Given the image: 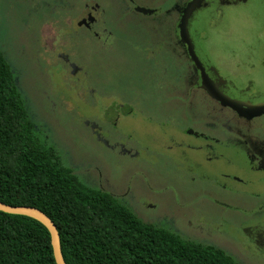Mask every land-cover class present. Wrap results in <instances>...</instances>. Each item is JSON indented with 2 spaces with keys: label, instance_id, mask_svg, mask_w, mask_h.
Returning <instances> with one entry per match:
<instances>
[{
  "label": "rangeland",
  "instance_id": "1",
  "mask_svg": "<svg viewBox=\"0 0 264 264\" xmlns=\"http://www.w3.org/2000/svg\"><path fill=\"white\" fill-rule=\"evenodd\" d=\"M18 1L0 0V48L39 141L86 185L118 196L144 222L214 245L239 264H264L244 243L248 241L244 230L250 227L244 211L237 214L214 202L237 203L248 212V194L228 192L222 178L178 159L175 153L180 151L153 129L115 119L116 114L131 111L142 121L175 126L171 118L179 113L169 96L171 86L180 84L174 76L177 41L159 37L148 23L153 19L143 21L134 13L131 23L115 26L114 37L76 35L66 20L77 18L89 0H81L80 7L68 13L50 11L48 18L38 7ZM263 5L252 0L231 9L210 30L206 48L222 67L252 73L243 64L253 63L258 54L253 51L264 39ZM41 9L49 15L48 8ZM194 83L201 84V78ZM189 110L194 111L191 119L198 121L196 108ZM197 124L183 121L181 126L190 138L196 131L186 126ZM116 143L131 153L120 154ZM232 150L221 143L213 149L225 156ZM153 203L156 209L149 208ZM235 218L240 226L231 229Z\"/></svg>",
  "mask_w": 264,
  "mask_h": 264
},
{
  "label": "trees",
  "instance_id": "2",
  "mask_svg": "<svg viewBox=\"0 0 264 264\" xmlns=\"http://www.w3.org/2000/svg\"><path fill=\"white\" fill-rule=\"evenodd\" d=\"M0 202L51 218L66 264H239L221 249L144 222L111 194L86 185L36 137L1 48ZM0 264H57L48 229L0 211Z\"/></svg>",
  "mask_w": 264,
  "mask_h": 264
},
{
  "label": "flooded vegetation",
  "instance_id": "3",
  "mask_svg": "<svg viewBox=\"0 0 264 264\" xmlns=\"http://www.w3.org/2000/svg\"><path fill=\"white\" fill-rule=\"evenodd\" d=\"M251 1L89 0L81 13L79 10L77 18L67 19L66 22L76 35L84 32L91 37L101 38L103 36L114 37L115 26L119 28L126 22L131 23L129 18L131 13L143 21L144 19H153L149 20L151 22L148 21L154 28L153 33L159 34L161 38L174 39L178 43L173 47L174 58L177 60L174 76L180 84L171 86L169 102H173L172 107L179 114L174 112L175 114L171 118L175 126H164V123L157 125L172 129V132L177 134L178 140H176L179 143L165 140L176 151L179 148L181 150L192 148L191 150L195 149L200 152L206 150L211 156L220 157L224 162L230 164L233 163L230 156L238 154L247 160L253 172L264 175V39H259V49L253 51L258 52L256 58H253V63L243 64L246 65L248 71L252 72L248 74L222 67L206 48V38L214 26L222 23L221 16L231 9L248 5ZM256 1L258 0H253V3ZM260 1L263 5L264 0ZM22 2L38 7L42 17L48 18L51 15L50 11L52 14H63L71 12L76 7L79 8L81 0H20L16 3L22 4ZM41 6L48 8L49 15L44 14L42 9L40 10ZM139 9L150 13L140 12ZM99 26L102 29H99ZM185 40H190V43ZM199 78L202 83H194ZM195 92L196 94H194ZM164 105L168 106V103ZM191 105H194L193 109L196 108L199 115L198 121L191 119V114L194 112L189 110L192 109ZM182 120L190 121L193 124L198 123L197 128L186 126V129L191 128L196 131L195 136L189 138L185 134L184 127L181 126ZM204 124L206 125L204 126ZM199 140L205 144L198 142ZM104 142L109 145L107 140ZM211 143H215V145ZM217 143L231 147L232 152L228 156L214 152L213 149ZM116 145L120 146V154L131 153L123 144L116 143ZM175 154L181 161L196 167V170L222 178L221 180L228 183L222 188L228 192L248 194L247 196L251 198V203H249L251 209L248 212H245L237 203L230 206L223 200L214 202L224 210L232 209L237 214L244 211V214L250 219V227L244 230L248 241L244 243L249 249L253 248V256L264 263V189L233 184L232 180L226 176L202 170L192 160L186 158L184 152H181L180 155ZM238 167L242 169L240 166ZM129 190L131 191L130 187L128 194ZM109 194L115 198L118 197L111 192ZM148 206L150 209L158 207L154 203L148 204ZM177 218H175L176 221ZM239 220V218H235L234 226L231 229L240 226V224L238 225ZM221 223L225 224L222 221ZM233 234L235 238L239 239L235 232ZM209 236L213 238L211 234ZM231 257L235 260L233 256Z\"/></svg>",
  "mask_w": 264,
  "mask_h": 264
},
{
  "label": "water",
  "instance_id": "4",
  "mask_svg": "<svg viewBox=\"0 0 264 264\" xmlns=\"http://www.w3.org/2000/svg\"><path fill=\"white\" fill-rule=\"evenodd\" d=\"M139 10L143 13H150L146 12L144 9ZM115 119H124L127 121L131 120L137 127L146 129L151 128L154 131L158 132L160 136L165 137L167 140L174 141L176 144L179 143L177 141L178 139L176 138L177 134H175V132L173 133L172 129L159 126L153 121H142L140 119H137L135 114L131 111L126 112L122 115L116 114ZM198 142H200V140ZM200 143L205 144V142H203L202 140ZM211 144L215 145V143ZM191 149L192 148L181 150V148H179V151L180 153L184 152L185 157L192 160V162L198 165L202 170L215 172L216 174L221 176H226L232 180L233 184L236 185H245L247 187H253L256 189H264V175L253 172L249 163L244 157H241L238 154H233L230 156V159L234 164H230L224 162L220 157L215 158V156H211L206 150L200 152L198 150ZM193 154L200 155V157H196ZM223 164H225V166ZM235 164L240 166L242 169H240ZM230 167H235L237 169V172L233 171ZM0 211L7 214L28 216L41 222L50 232L51 243L56 263L66 264L62 254L60 234L57 226L43 211L31 206H12L7 205L3 202H0Z\"/></svg>",
  "mask_w": 264,
  "mask_h": 264
}]
</instances>
